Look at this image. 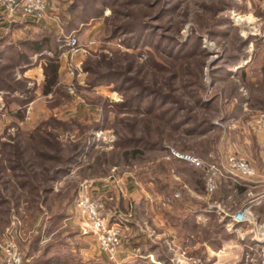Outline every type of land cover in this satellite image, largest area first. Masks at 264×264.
Instances as JSON below:
<instances>
[{
	"label": "rangeland",
	"instance_id": "1",
	"mask_svg": "<svg viewBox=\"0 0 264 264\" xmlns=\"http://www.w3.org/2000/svg\"><path fill=\"white\" fill-rule=\"evenodd\" d=\"M138 1L142 2L140 6L135 7V0H128L129 4L118 6L116 8L118 15L112 18L111 22L114 23L115 20H119V22L141 20V10L146 12V5L149 3L158 4L152 11V14L156 15L163 4L162 0ZM178 1V7L169 16L161 20L159 24L168 28L171 34L178 32L177 38L185 42L190 40L194 42V36L203 34L201 47L209 55L207 57L206 55L203 56L201 60L196 57L183 60V63H178L179 66L174 64L175 67L165 63L163 65L167 67L162 69L155 67L149 61H136L134 56L126 55L129 50L124 48L119 40H104L106 35L104 28L106 23L109 22H106L105 17L111 16L112 9L107 10L102 20L82 28L78 33L65 34L63 27L61 28L59 15L65 7L58 15L51 16L50 14L48 18L38 21V23L47 22L48 24L46 25L50 29L52 27L57 29L59 42L66 48L60 63V83L53 88L52 93L44 95V64H46V60L44 57L36 56L34 58L36 64L24 73L18 74V79H26L27 82L21 81L14 85L19 89L13 95L17 99L0 92V184H2L1 180L6 181L11 174L8 169L6 152H9L11 147L21 142L31 144L30 137L32 135H38L37 133L48 134V132L54 134L63 145L64 155L68 154V151L83 137L87 136L90 138L93 135L94 139H92L91 143L94 145L93 148L87 150L88 153L83 155L79 162L72 166L69 175L57 184V192H61V194L56 198L58 203L54 205L51 212L52 214L62 212L60 206L61 204L64 205V203L66 206L68 205L66 212H69V214L77 212L75 203L80 186L86 184L89 187L91 197L102 201L105 205L103 213L110 222L112 220L115 221L112 224L124 222L127 227H132L131 231L125 234H129L132 237L135 236L133 228H135L136 212H161V205L166 203L163 194L152 191L154 188L152 182L144 183L137 178L136 174L139 170L146 172L149 161L159 156V153L152 152L141 159L131 158L129 161L122 158L125 151L119 148L118 145L125 138L131 136V125H134L133 130L135 131L133 133H136V136L160 146H166L169 150L175 149L180 153L192 154L202 160L206 168L214 166L221 173H224L223 167L213 162V153L218 154L220 148L225 147V161L232 153L238 150V153L247 158L257 172L255 167L257 157L254 156V151L251 149L253 143L250 139L253 137L255 139L256 134L264 133V128L255 123L257 116L264 113V108L253 107V105L258 104L257 98L260 101H264V0H233L237 7L223 14L230 18L231 27H223L227 36L216 40L204 35V33L212 25L216 24L219 16L218 11L229 0ZM130 10L134 11L135 19L132 17L124 21L125 13L130 12ZM9 26L12 25L4 22L0 23V37L12 32L16 40H18L26 33L25 31L17 33V31H14L16 28ZM8 29L9 31H7ZM62 34L64 36L74 34L79 39V52L73 58L67 57L69 48L60 41ZM248 39H251L249 45H243V41ZM232 54L241 56L247 54V58L241 61L238 67L232 69L233 76L225 79V82H216L213 85L210 77V65L219 63ZM102 56L113 59L132 78L134 83L136 80L141 86H154V84L164 86L168 83L170 76L175 73L180 74V79L176 81L174 87L179 88L182 96L176 93L174 98L178 102L183 103L181 106L187 107L189 103L193 102L194 99L189 95L190 88L194 86V89L197 90L199 89V84H203L204 92L206 91L205 96L203 94V98L216 100L215 104L219 106V111L216 114H207V117L212 119L220 130L213 134L220 135L221 133L220 142L216 146L214 145L216 151H210L205 157H200L196 154V151L201 152L203 149L200 141L196 145V139L188 138L183 133H174L164 122L159 121L156 117H143V115L126 117L120 114L117 104L121 103L124 97L131 96L135 90L121 93L114 88L113 84L96 88H89L86 84L87 74L83 70L85 61L89 58H101ZM201 62L204 65L203 75L200 77ZM0 64L4 65V62ZM243 67L245 69H242ZM242 70L246 72L245 80H243ZM10 73V71H6L3 75L9 78ZM182 79L183 84L192 82L194 85L187 87L189 89L186 90L181 85ZM195 82L199 83L195 84ZM236 84H238L237 88H239L238 94H241V96L235 95L234 88ZM152 89L154 88L150 90ZM20 90L25 92L29 90L27 97H32V101L22 103L21 97L23 96L22 98L24 99L27 97L22 95ZM169 90L170 88L165 92L167 93ZM229 93L232 95L231 97H228ZM241 98L246 100H244V111L242 113L249 115L241 117L242 119L233 123L221 121V117L231 112L233 106ZM177 101L174 107L180 108ZM203 112L205 111H196L195 113H199L200 119ZM182 115L186 116V113H182ZM127 124H129V127L126 126ZM171 136L173 137L172 140L170 139ZM225 138L229 139V141L227 142ZM185 145L188 147L196 145L195 148L197 149L193 148L192 151L186 152L187 150H183ZM167 155L168 153L161 155L160 158L157 157L158 163L171 161L172 159H166ZM5 168H7V171H3ZM159 172L167 173L164 167L161 166ZM169 177L172 180L181 182V178L173 172V169L169 172L168 180ZM237 180L242 181V179ZM3 193L6 198L10 197L9 190L4 189ZM191 195L200 199L211 200L214 194L209 195L205 188L203 196L193 192ZM178 196L179 193H177ZM239 199L240 197L235 198L236 203H238ZM28 207L29 205L27 206L25 202L20 205L19 209L12 206L11 222L0 233L1 237L8 229L11 228L13 230L16 241L24 254V264H27V260L30 258H32L30 264L35 261L33 258L39 251L37 246L41 247L40 240H37L38 230L35 228L42 221L47 223L46 219L50 216V213H47L50 211H46L47 206H44V213L39 216L37 221H33L36 218L30 213L31 211H28ZM5 208L7 207H3V212ZM240 210L236 206L235 212L224 213L233 216ZM111 216L114 218H111ZM63 222H59L58 225L51 229L54 228L55 230L61 227ZM170 229L175 231L177 239L186 241L188 247H190L187 250L188 257L197 256L202 259L200 264H264V213L259 218L253 215L252 223H245L243 228L234 231L235 238L231 240H235V245H230L231 248L228 249L227 247L226 250L225 247L228 243H231L229 242L231 240L222 239L220 242H211V234L208 230L207 232L203 230V233L193 231L191 232V237H189V235L180 234V231L176 228L171 227ZM232 230L230 231L231 233H233ZM254 239L263 240V243L254 242ZM246 241L257 243L258 246L253 247V249H247ZM196 242L203 244V249H197L196 251L193 248ZM182 249L169 250L160 246L159 252L164 258H170L171 264H183L178 258ZM209 251H213L214 255H211Z\"/></svg>",
	"mask_w": 264,
	"mask_h": 264
},
{
	"label": "trees",
	"instance_id": "2",
	"mask_svg": "<svg viewBox=\"0 0 264 264\" xmlns=\"http://www.w3.org/2000/svg\"><path fill=\"white\" fill-rule=\"evenodd\" d=\"M163 4L158 14L153 15L152 11L158 4L149 3L146 12L141 10L142 19H135L134 11L125 13V20L135 19V22H111V19L116 17L118 12L116 8L122 4L130 3L128 0H65V8L59 15L61 28L63 27L65 34L80 31L82 28L92 25L105 17L107 10L112 9L111 16L105 17V33L104 40L112 41L119 40L124 48L128 49L126 52L128 56H134L136 61L151 62L157 68L167 67L163 64L167 63L169 66H179L178 63H183V60L190 58H198L201 60L203 56L209 55L208 52L201 47L202 36H194L195 40L183 41L177 38L176 34H171L168 28L160 25L159 22L165 19L166 16L178 7V0H162ZM177 3V4H174ZM142 2L135 0V7L140 6ZM134 5V4H131ZM235 1L229 0L224 3V6L218 11V20L216 24L212 25L204 35L211 39L225 38L227 36L223 27H231L230 18L223 14L232 8H236ZM147 15V16H146ZM21 24V23H20ZM24 24V23H23ZM13 28L22 27L23 25L13 24ZM107 27V28H106ZM57 29H50L44 25L31 24V28L27 31L21 39L16 40L13 33L9 32L0 37V92L5 93L6 96H11L19 91L16 84L26 79H18L19 73H24L27 69L33 67L36 62L34 58L44 57L46 64H44V95L52 93L53 88L60 83V63L61 58L66 50L59 42V35ZM251 39L243 41V45L248 46ZM247 58L244 55H230L219 63L210 65V77L212 84L216 82H225L233 76V68L238 67L241 61ZM169 61V62H168ZM175 64V66H174ZM163 65V66H161ZM203 65L200 63V77L203 75ZM242 69H245L243 67ZM84 72L87 74L86 84L89 88H96L103 85L113 84L118 92H128L135 90L129 97H124L123 101L117 104L120 114L126 117L143 115V117H156L161 122H164L174 133H183L188 138L196 139V145L201 142L203 149L196 154L200 157H205L210 151H216L214 145L221 140L220 135L213 134L219 127L207 117V114L213 115L219 111V106L215 104L216 100H209L203 98L206 91L203 84H199V89L195 90L192 82L181 85L184 89L190 88V97L193 102L189 106H181L174 95L181 93L179 88L175 86L176 81L180 79V74L175 73L168 78V83L164 86H141L135 80H132L128 74L122 70L119 64L113 59H108L107 56L101 58L88 59L84 63ZM10 71L9 78L4 77L3 73ZM243 73V80L246 78V72ZM236 82L235 80H232ZM199 83V82H195ZM194 85V84H193ZM168 87V88H166ZM238 84H236L234 91L238 94ZM151 88H154L150 90ZM170 88L169 92H165ZM21 91V90H20ZM21 94L27 97L29 95L26 91H21ZM264 95V94H263ZM232 95L229 93L228 97ZM23 97V96H22ZM22 103L32 101V97L22 98ZM189 97V96H188ZM17 99V98H15ZM244 98H241L234 106L231 112L221 117L224 123L236 122L241 117H247L249 114H243ZM176 101L180 108H175ZM244 101V102H243ZM257 105L253 107L264 108V101L257 98ZM205 111L199 119V113L195 112ZM182 113H186L183 116ZM242 113V114H241ZM194 114V115H193ZM129 127V124L126 125ZM131 136L125 138L119 143V148L124 150L122 158L129 161L131 158L141 159L147 154L158 152L159 156L168 153V147L160 146L154 142L148 141L144 138L136 136L133 133L134 125L130 126ZM228 129V128H227ZM220 131V130H219ZM234 133V132H233ZM30 137L31 144L23 143L11 147L7 154V163L9 166L10 176L6 181L1 180L0 184V233L11 222L12 206L19 209L20 205L25 202L28 211H31L37 221L39 216L44 213V206H47L46 211L50 216L46 219L47 223L41 222L35 229L38 230L37 240L41 242L42 237L49 235L50 230L59 222L65 221L69 217L67 211L68 205L61 204L62 212L59 214H52V209L61 192H57V184L71 172L72 166L77 164L83 155H86L87 150H91V137H83L68 154L64 155V148L62 143L57 140V137L52 133H37ZM172 136L170 139L172 140ZM226 139V138H225ZM35 145V146H32ZM195 145V146H196ZM194 147L183 146L186 152L192 151ZM161 147V148H160ZM160 148V149H159ZM214 149V150H213ZM193 153V152H190ZM194 154V153H193ZM154 157L149 161L147 171L139 170L137 178L144 183L152 182L154 188L153 192L163 194L165 203L162 204L161 212L170 227L176 228L182 235H189L191 232H205L210 231L212 242H220V240H231L235 238V234L228 229L229 225L233 223L231 215L220 214L214 210L209 209V203L203 199H198L192 196L191 193L203 196L205 189V169H199L188 165L186 162L173 158L169 162H159L158 158ZM167 163V164H166ZM164 167L167 173H160L159 168ZM181 178V182L172 180L168 175L170 170ZM7 171V168L3 169ZM145 177V179H144ZM236 187L242 191L241 180H237ZM7 189L10 192V197L6 198L3 190ZM151 191V190H150ZM151 191V192H152ZM221 192L226 190L221 188ZM177 193L179 196L177 197ZM216 196V195H215ZM67 204V203H66ZM5 208L4 212L2 211ZM204 218L203 224L199 222V217ZM114 218V217H113ZM115 223L114 220L111 224ZM244 224L235 223L234 229L243 228ZM196 232V233H197ZM247 249H253L258 244L252 241H246ZM50 246V244H49Z\"/></svg>",
	"mask_w": 264,
	"mask_h": 264
},
{
	"label": "crops",
	"instance_id": "3",
	"mask_svg": "<svg viewBox=\"0 0 264 264\" xmlns=\"http://www.w3.org/2000/svg\"><path fill=\"white\" fill-rule=\"evenodd\" d=\"M64 2L65 0H52L49 14L51 16L58 15L65 7ZM36 23L37 25H44L50 28L46 25L48 24L47 22L38 23L32 17H29L21 24L19 23V25H23L22 27H18L14 31H17V33L21 31L27 32L30 30L31 24L36 25ZM250 140L253 143V147L250 145L251 149L254 151V156L257 157V162H255L257 176L249 180L242 179L241 183L243 184H241V187L243 189L241 191L236 187V182L239 178L224 169V173L218 178L219 187L217 192L212 196L211 200L203 198L204 201L209 203L210 210L223 214L224 212H235V207L238 206L239 209L250 208L253 215L257 218L264 213V133L256 134L255 139L253 137ZM224 150L225 147L220 148L218 154L213 153V162L221 167L226 164ZM235 153H238V150ZM221 188H224L226 192L222 193ZM237 197L241 199L238 200V203L235 200ZM196 198L198 197L196 196ZM136 214L135 228H133L135 236L125 235L132 229V227H127L115 262H112L109 256L100 249L98 242L93 236L82 234L79 218L74 212H71L61 227L55 230L54 228L51 229L52 231L49 235L42 237L41 247L37 246L39 251L33 258L35 261L32 264H171L170 258L161 256L159 252L160 246L169 250L183 248L178 256L183 264L202 263V259L197 256L188 257L187 250L190 247H188L186 241L177 239L175 231L170 229L171 227L162 212H136ZM199 222L203 224L204 218L202 216L199 217ZM234 224L235 222L233 221L228 227L229 231L233 229V233L237 230L234 229ZM234 241H229L231 243H228L225 250L227 247L228 249L231 248L230 245H235ZM203 247V244L198 242L193 245L196 251L197 249H203ZM210 254L214 255L213 251ZM31 261L32 258L27 260V264H30Z\"/></svg>",
	"mask_w": 264,
	"mask_h": 264
},
{
	"label": "built area",
	"instance_id": "4",
	"mask_svg": "<svg viewBox=\"0 0 264 264\" xmlns=\"http://www.w3.org/2000/svg\"><path fill=\"white\" fill-rule=\"evenodd\" d=\"M52 0H0V23L10 25L24 22L26 18L32 17L36 22L48 18ZM61 42L69 48L67 57L73 58L79 52V39L71 34H62ZM256 125L264 128V113L257 116ZM178 159L188 165L205 169V188L209 195L217 192L219 187L218 178L223 174L217 167H205L202 160L192 154L180 153L175 149L168 150L167 160ZM235 174L239 179H253L257 172L247 158L240 153L230 155L223 170ZM74 212L80 221L82 234L93 236L100 249L109 256V259L116 261L118 252L122 245V236L127 226L124 222L111 224L104 215L105 205L102 201L94 199L89 194V187L86 184L80 186V191L75 203ZM252 212L250 208L241 209L232 216L235 223H252ZM125 229V230H124ZM254 242L263 243V240L254 239ZM0 264H24V254L16 241V236L10 228L0 237Z\"/></svg>",
	"mask_w": 264,
	"mask_h": 264
}]
</instances>
